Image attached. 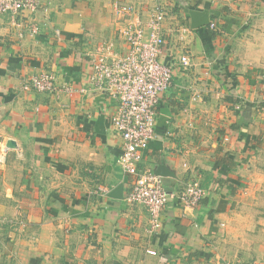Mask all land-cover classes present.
Wrapping results in <instances>:
<instances>
[{
  "label": "crops",
  "instance_id": "crops-1",
  "mask_svg": "<svg viewBox=\"0 0 264 264\" xmlns=\"http://www.w3.org/2000/svg\"><path fill=\"white\" fill-rule=\"evenodd\" d=\"M115 1L0 15V139L17 145L0 165V218L13 221L0 224V264H264V0H166L160 61L173 83L142 168H162L169 192L196 182L206 197L194 209L171 200L156 233L126 201L135 177L118 164V103L89 83L96 49L124 54L121 31L155 7L120 0L137 10L122 17ZM45 72L75 92L24 90Z\"/></svg>",
  "mask_w": 264,
  "mask_h": 264
},
{
  "label": "built area",
  "instance_id": "built-area-1",
  "mask_svg": "<svg viewBox=\"0 0 264 264\" xmlns=\"http://www.w3.org/2000/svg\"><path fill=\"white\" fill-rule=\"evenodd\" d=\"M49 1L0 0V15L33 13ZM151 1L155 7L149 19L145 23L139 17L130 19L121 31L127 45L124 54H117L112 43L100 45L96 49L89 83L118 103L117 112L112 118V124L122 138V153L118 164L123 173L135 177L126 201L147 210L150 231L156 233L163 227V210L171 200L178 199L185 209H194L206 197V190L195 182L179 192H169L162 176L150 168H142L144 152L155 135L156 108L160 95L173 83L172 67L160 61L166 45L162 32L167 16V2ZM113 8L122 17L137 15L133 5L120 0L114 2ZM210 25L216 28L215 23ZM181 64L185 69L190 65L188 55L181 57ZM24 90L50 94L75 92L73 87H59L56 78L47 72L27 80ZM81 92L86 93L84 89ZM9 152L7 142L0 139V165L6 163ZM9 223L13 221L0 218V224Z\"/></svg>",
  "mask_w": 264,
  "mask_h": 264
},
{
  "label": "water",
  "instance_id": "water-1",
  "mask_svg": "<svg viewBox=\"0 0 264 264\" xmlns=\"http://www.w3.org/2000/svg\"><path fill=\"white\" fill-rule=\"evenodd\" d=\"M204 19H202V22L200 23H193V27H199V26H203V25H206L209 23V17L207 16V14H204ZM193 19H196V14H193L192 15ZM195 24V25H194ZM7 146L10 148V149H16L17 148V145L15 142L13 141H10L9 143H7ZM156 174L160 175V176H167V173H164L163 169L160 168L157 172H155Z\"/></svg>",
  "mask_w": 264,
  "mask_h": 264
},
{
  "label": "rangeland",
  "instance_id": "rangeland-1",
  "mask_svg": "<svg viewBox=\"0 0 264 264\" xmlns=\"http://www.w3.org/2000/svg\"><path fill=\"white\" fill-rule=\"evenodd\" d=\"M26 82H27V81H26ZM244 191H249V190H248V188H246V189H244ZM252 195H253V194H247L245 197H252ZM263 196H264V195H262V194H261V195H256V196H255V197H256V201H257L258 198L263 197ZM248 251H249V250H248ZM234 260H237V259H234ZM238 260H239V259H238ZM240 261H241V260H240ZM240 263H243V262H240ZM240 263H239V264H240Z\"/></svg>",
  "mask_w": 264,
  "mask_h": 264
},
{
  "label": "trees",
  "instance_id": "trees-1",
  "mask_svg": "<svg viewBox=\"0 0 264 264\" xmlns=\"http://www.w3.org/2000/svg\"><path fill=\"white\" fill-rule=\"evenodd\" d=\"M260 107H262V109L264 108V103H262L261 105H259Z\"/></svg>",
  "mask_w": 264,
  "mask_h": 264
}]
</instances>
